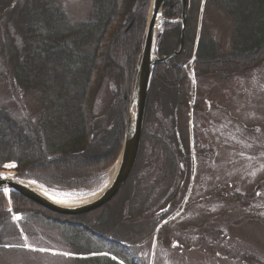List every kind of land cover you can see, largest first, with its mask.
<instances>
[{
  "label": "trees",
  "instance_id": "16d2710c",
  "mask_svg": "<svg viewBox=\"0 0 264 264\" xmlns=\"http://www.w3.org/2000/svg\"><path fill=\"white\" fill-rule=\"evenodd\" d=\"M215 1L236 22L238 42L230 54L221 56L216 40L207 42L201 34L195 69L230 75L257 66L264 60V0ZM201 2L189 0L184 48L177 57L157 64L151 81L145 119L157 92L163 114L173 121L171 127H162L168 138L186 136L177 132L176 119ZM150 3L92 0L90 15L74 20L58 0H0V71L24 89L38 91L49 107L42 129L33 130L0 106V170L15 162L20 177L67 191L92 189L104 181L122 150ZM180 10L181 0H166L163 17L175 19ZM181 35L182 23H164L157 40L159 56L178 50ZM108 76L113 100L97 117V95ZM10 198L11 203L0 192V246H11L22 236L14 214L28 236L35 233L29 227L33 223L57 230L61 245L85 256L76 258L82 264H121L109 256H91L103 252L126 264H142L137 249L152 240L149 232L157 220L167 217L171 196L159 200L150 190L136 189L132 173L114 199L88 213H56L16 192Z\"/></svg>",
  "mask_w": 264,
  "mask_h": 264
},
{
  "label": "rangeland",
  "instance_id": "374dc122",
  "mask_svg": "<svg viewBox=\"0 0 264 264\" xmlns=\"http://www.w3.org/2000/svg\"><path fill=\"white\" fill-rule=\"evenodd\" d=\"M58 2L74 20L87 18L91 13L92 0ZM223 6L220 2L208 0L204 14L199 13L191 58L184 64L183 102L176 120L177 127L185 130L184 139L193 154L197 152L195 144L198 141L207 143L208 139L212 146L221 145L225 149L226 154L220 155H230L231 150L238 171L235 175L238 186L246 187V195L239 193L236 204H230L231 195L225 196L226 205L213 206V210H210L212 206H195L202 193L197 192L195 187L200 174L196 162H193L189 189L181 198L182 206H173L166 218L157 220L149 232L153 235L152 240H144L145 244L137 249L142 264H264V60L253 68L230 75L202 74L194 64L201 34L205 35L207 42L211 37L216 40L221 56L230 54L238 42L237 24ZM162 30L163 27L159 32ZM112 91L113 85L108 76L97 95V117L107 112L113 100ZM157 97L155 92L145 119V149L141 153L142 160H139L140 167L145 171L149 169L146 168L148 161L155 160L164 171L168 166L166 155H161L153 139H167L169 133L162 127H171L173 121L172 117L163 114L165 110ZM0 106L6 107L13 117L33 130L42 129L45 112L49 109L38 91L24 89L4 70L0 71ZM211 118L213 120L209 121ZM43 134L47 135L45 130ZM15 167L13 169L17 174ZM113 168L107 171L99 186L85 191L106 186ZM150 169H153L152 165ZM242 172L248 178L242 177ZM136 174L134 171V178ZM148 175H151L150 172L143 177L148 178ZM169 182L166 177L162 185L167 186ZM259 183L263 186L258 190ZM7 200L11 203L9 194ZM19 219L20 216L13 214L22 236L14 238L12 247L6 244L0 246V264H82L76 258L85 256L76 255L61 245L57 230L33 223L29 227L35 233L28 236Z\"/></svg>",
  "mask_w": 264,
  "mask_h": 264
},
{
  "label": "flooded vegetation",
  "instance_id": "af4514ba",
  "mask_svg": "<svg viewBox=\"0 0 264 264\" xmlns=\"http://www.w3.org/2000/svg\"><path fill=\"white\" fill-rule=\"evenodd\" d=\"M213 119H209L212 121ZM174 130V129H173ZM182 130L180 133V128L177 127V132L180 135H185V130ZM153 143L155 147L160 148V153L162 156L166 155L168 159V166L164 171V168L160 164L155 163L154 161L147 162L146 168L153 166V171L149 169L145 171L143 167H140L139 160H142V156H139L137 160L138 171L134 179V185L136 189H146L159 200L164 199V195H169L171 198L167 204L166 209H171L173 206H182L181 198L182 195L189 189L190 178L193 173V162H196V167L199 171V178L197 182V192L201 191L202 195L198 197L197 203L195 206H212L210 210H213V206H225L224 202L225 196L231 195L232 198L230 204H236L238 201V194L241 193L246 195L244 191L246 187L238 186L237 175L238 171L235 168V162L232 159L231 150H229L230 155H220L226 154L224 148L215 147L210 144V139L208 142L198 141L195 146L197 147V152L193 154L192 149L190 150L189 143L184 138H154ZM227 145V144H226ZM223 150V152H222ZM227 150V149H226ZM218 152L216 155L215 153ZM159 153V156L162 157ZM158 157V155H157ZM156 157V158H157ZM199 158V160H198ZM155 159V157H154ZM146 172V173H145ZM150 172L151 175H148V178H144ZM241 174V173H240ZM242 172L241 176L248 178ZM169 178L170 182L167 186H163L162 183L165 178ZM242 182V180H241ZM263 186V183H259L256 189ZM245 187V188H244ZM192 189V188H191ZM229 190V191H228ZM259 190V189H258ZM255 193V192H254ZM162 199V200H163ZM186 206V204L184 205Z\"/></svg>",
  "mask_w": 264,
  "mask_h": 264
},
{
  "label": "water",
  "instance_id": "95a60500",
  "mask_svg": "<svg viewBox=\"0 0 264 264\" xmlns=\"http://www.w3.org/2000/svg\"><path fill=\"white\" fill-rule=\"evenodd\" d=\"M165 3L166 0H152L151 2L146 39L130 101L127 126L123 147L118 160V168L112 182L103 189L99 197L77 206H64L57 204L50 198L30 187L26 180L20 178L18 175L5 178L1 174L0 192L9 189L10 191L18 192L53 212L74 215L88 213L101 208L109 203L120 192L129 179L138 158L142 139L144 115L155 66L158 63L167 62L170 58L177 57L183 50L185 44L188 0H181V12L179 17L177 19L169 20L171 22H182L183 24L180 48L173 54L164 56L163 58H160L158 55V48L155 47L157 27L168 21L165 18H161Z\"/></svg>",
  "mask_w": 264,
  "mask_h": 264
},
{
  "label": "bare ground",
  "instance_id": "6f19581e",
  "mask_svg": "<svg viewBox=\"0 0 264 264\" xmlns=\"http://www.w3.org/2000/svg\"><path fill=\"white\" fill-rule=\"evenodd\" d=\"M161 27L157 29V32L160 30ZM14 165V163H11ZM9 165V164H8ZM118 168V164L114 166V168L109 172L108 180L106 185L112 182L116 171ZM3 177H12L15 174L13 167H7V169L1 172ZM30 187L37 190L41 194L45 195L46 197L50 198L52 201L56 202L57 204H61L64 206H77L88 201H92L99 197L102 193V188L95 191H85L82 193H68V192H57L53 190H49L42 184H39L35 181L29 180L26 181ZM6 193L9 194V189H6Z\"/></svg>",
  "mask_w": 264,
  "mask_h": 264
},
{
  "label": "snow or ice",
  "instance_id": "6c2138e0",
  "mask_svg": "<svg viewBox=\"0 0 264 264\" xmlns=\"http://www.w3.org/2000/svg\"><path fill=\"white\" fill-rule=\"evenodd\" d=\"M6 167H15V165L13 164H9V165H6ZM5 178H8V177H5ZM43 251V250H42Z\"/></svg>",
  "mask_w": 264,
  "mask_h": 264
}]
</instances>
